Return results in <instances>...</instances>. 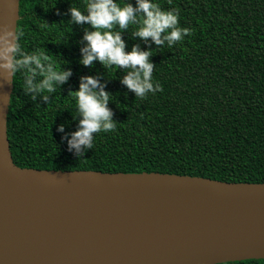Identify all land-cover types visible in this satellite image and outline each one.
Returning a JSON list of instances; mask_svg holds the SVG:
<instances>
[{"label": "trees", "instance_id": "1", "mask_svg": "<svg viewBox=\"0 0 264 264\" xmlns=\"http://www.w3.org/2000/svg\"><path fill=\"white\" fill-rule=\"evenodd\" d=\"M128 2L135 6V0ZM152 2L176 9L179 25L192 34L157 48L133 38L135 25L122 32L126 51L134 44L151 48L153 83L163 89L140 99L120 83L123 70L79 63L89 26L69 23L68 9L73 4L83 10L85 0H19L21 47L44 48L72 75L55 93H45L47 104L25 95L22 74L13 78L6 120L13 162L38 169L156 171L264 183V0ZM86 75L98 77L112 94L108 107L117 126L94 134L92 149L78 158L62 137L77 129L68 92ZM60 125L63 132L57 131ZM215 264H264V258Z\"/></svg>", "mask_w": 264, "mask_h": 264}, {"label": "water", "instance_id": "2", "mask_svg": "<svg viewBox=\"0 0 264 264\" xmlns=\"http://www.w3.org/2000/svg\"><path fill=\"white\" fill-rule=\"evenodd\" d=\"M19 0H0L16 29ZM0 76V264H215L264 258V183L20 167Z\"/></svg>", "mask_w": 264, "mask_h": 264}, {"label": "clouds", "instance_id": "3", "mask_svg": "<svg viewBox=\"0 0 264 264\" xmlns=\"http://www.w3.org/2000/svg\"><path fill=\"white\" fill-rule=\"evenodd\" d=\"M68 13L69 23L89 26L83 32L79 63L91 67L94 62H99L105 69L116 67L123 70L120 83L140 99L163 89L159 83H153L156 65L149 59L153 56L151 48L141 50L138 44H134L130 51H126L122 32L135 25L133 38H139L146 45L149 42L155 44L157 48L164 46L165 42L173 46L192 34L190 28L179 25L176 9L166 10L152 0H135V6L128 0L123 5L116 0H85L83 10L72 4ZM47 25L45 22L42 27ZM22 36V31L0 27V76L12 82L18 73L22 74L25 95L33 101L39 97L47 104V94L55 93L57 87L67 83L72 75L71 69L58 67L53 55L44 48L25 51L19 42ZM68 95L75 101L79 120L70 138L65 135L62 139H67L68 150L74 151L79 158L86 150L92 149L94 134L115 131L117 122L108 107L112 94L105 90V84L98 77L81 76L78 89L69 90ZM57 131L63 132L64 126H58Z\"/></svg>", "mask_w": 264, "mask_h": 264}]
</instances>
